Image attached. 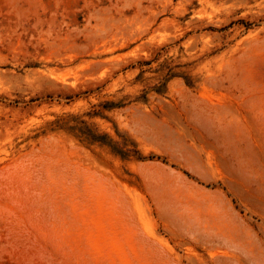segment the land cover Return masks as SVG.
<instances>
[{
  "label": "rangeland",
  "instance_id": "obj_1",
  "mask_svg": "<svg viewBox=\"0 0 264 264\" xmlns=\"http://www.w3.org/2000/svg\"><path fill=\"white\" fill-rule=\"evenodd\" d=\"M0 264H264V0H0Z\"/></svg>",
  "mask_w": 264,
  "mask_h": 264
}]
</instances>
